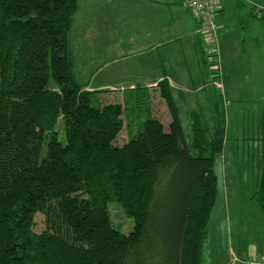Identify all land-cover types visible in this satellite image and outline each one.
I'll return each instance as SVG.
<instances>
[{
	"label": "trees",
	"instance_id": "trees-1",
	"mask_svg": "<svg viewBox=\"0 0 264 264\" xmlns=\"http://www.w3.org/2000/svg\"><path fill=\"white\" fill-rule=\"evenodd\" d=\"M78 9L0 0V264H203L223 137L197 112L189 136L167 81L168 130L149 95L106 104L81 85L69 44ZM130 109L142 119L120 146ZM258 187L264 214V156ZM114 202L131 232L113 222Z\"/></svg>",
	"mask_w": 264,
	"mask_h": 264
},
{
	"label": "crops",
	"instance_id": "crops-1",
	"mask_svg": "<svg viewBox=\"0 0 264 264\" xmlns=\"http://www.w3.org/2000/svg\"><path fill=\"white\" fill-rule=\"evenodd\" d=\"M186 1L79 0L69 35L78 82L101 97L128 95L133 101L160 95V83L167 81L182 122L185 114L191 126L197 106L204 118L205 99L198 96L219 88L225 71L236 70L256 49L258 20H264L256 6H264V0H219L220 77ZM162 103L166 109L160 98V108Z\"/></svg>",
	"mask_w": 264,
	"mask_h": 264
},
{
	"label": "rangeland",
	"instance_id": "rangeland-1",
	"mask_svg": "<svg viewBox=\"0 0 264 264\" xmlns=\"http://www.w3.org/2000/svg\"><path fill=\"white\" fill-rule=\"evenodd\" d=\"M260 7L264 13V6ZM258 23L256 49L235 65L236 70L225 71V78L217 82L220 89L198 96L200 100L205 99L202 111L209 135L218 133L224 140L223 150L215 161L218 197L203 249V264H264V214L254 196L259 188L264 156V20ZM124 98L98 97L106 104L124 103ZM160 98V95L149 94L150 110L168 130L171 117L163 103L160 108ZM126 100L130 101V97ZM145 106L140 105L143 109ZM195 109L202 114L198 106ZM136 115L137 112L130 109L129 118L124 116L125 128L117 140L118 145L128 142L131 131L138 128L142 116ZM183 116L186 133L192 136L190 120L187 115ZM58 128L62 131L61 124ZM110 208L115 225L124 233L131 232L133 221L119 203H112ZM45 221L44 215L36 216V233L47 229Z\"/></svg>",
	"mask_w": 264,
	"mask_h": 264
},
{
	"label": "built area",
	"instance_id": "built-area-1",
	"mask_svg": "<svg viewBox=\"0 0 264 264\" xmlns=\"http://www.w3.org/2000/svg\"><path fill=\"white\" fill-rule=\"evenodd\" d=\"M186 5L196 18L203 39L207 42V54L217 77L221 71V49L219 45L218 26L216 16L219 11V0H187ZM259 15L262 8L256 6ZM264 262V258H263Z\"/></svg>",
	"mask_w": 264,
	"mask_h": 264
},
{
	"label": "bare ground",
	"instance_id": "bare-ground-1",
	"mask_svg": "<svg viewBox=\"0 0 264 264\" xmlns=\"http://www.w3.org/2000/svg\"><path fill=\"white\" fill-rule=\"evenodd\" d=\"M219 14V13H218Z\"/></svg>",
	"mask_w": 264,
	"mask_h": 264
}]
</instances>
